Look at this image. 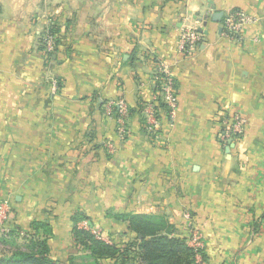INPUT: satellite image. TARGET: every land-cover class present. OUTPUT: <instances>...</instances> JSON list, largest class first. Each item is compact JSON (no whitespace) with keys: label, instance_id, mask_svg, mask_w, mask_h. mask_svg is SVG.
I'll use <instances>...</instances> for the list:
<instances>
[{"label":"crops","instance_id":"1","mask_svg":"<svg viewBox=\"0 0 264 264\" xmlns=\"http://www.w3.org/2000/svg\"><path fill=\"white\" fill-rule=\"evenodd\" d=\"M233 11L253 19L238 39L223 29ZM199 29L181 55L180 34ZM158 66L178 109L170 119L159 108L148 131ZM230 113L245 132L223 147ZM2 200L11 252L44 241L60 264L78 252L72 230L84 221L119 241L123 217L150 216L186 238L184 214L203 264H264V0H0ZM8 248L0 240V254Z\"/></svg>","mask_w":264,"mask_h":264},{"label":"trees","instance_id":"2","mask_svg":"<svg viewBox=\"0 0 264 264\" xmlns=\"http://www.w3.org/2000/svg\"><path fill=\"white\" fill-rule=\"evenodd\" d=\"M161 107L164 109L163 104ZM122 219L126 222L127 231L119 241L111 240L110 243L96 239L90 225L88 230L75 225L72 230L75 246L79 251H86L96 264H104L103 261H107L106 264H198L196 254L187 245V238L174 236L173 229L164 221L140 215ZM75 220L87 219L78 216ZM13 232L0 238L4 247L9 245L8 251L0 254V264H60L51 257L44 241H30L11 252L9 242ZM200 254L203 263V251Z\"/></svg>","mask_w":264,"mask_h":264},{"label":"built area","instance_id":"3","mask_svg":"<svg viewBox=\"0 0 264 264\" xmlns=\"http://www.w3.org/2000/svg\"><path fill=\"white\" fill-rule=\"evenodd\" d=\"M253 19L243 12L233 11L230 12L223 20V29L225 35L229 38L235 39L241 37L244 28L252 23ZM201 35L196 30H185L180 34L178 42V52L183 56H188L192 53L200 43ZM42 46L45 54L51 56L56 50V38L47 30L42 38ZM154 92L151 102H149L144 108V114L146 117V128L148 131H153L158 127V121L156 112L160 107V104L164 105L170 119H173L178 109V97L175 85V80L171 73L165 67L158 66L153 77ZM51 90L56 92L58 90V83L56 80L51 81ZM120 108V124L118 132L120 137L123 136L125 130L123 125V118L126 115L125 106L119 103ZM112 111L111 107L107 108L108 114ZM220 131L217 133L216 139L223 147H226L230 142L240 139L245 132L246 121L238 113H230L225 115L220 121ZM10 205L7 200L0 201V237L7 235L11 231L9 225L10 218ZM186 221V228L188 231L187 245L196 254V261L198 264H203L201 259V251L204 250L202 237L200 232L193 226L188 214H184ZM88 222L81 223L80 228L83 230L89 229ZM91 233L96 239L110 243L111 240L107 239L104 234L99 231L91 229Z\"/></svg>","mask_w":264,"mask_h":264},{"label":"rangeland","instance_id":"4","mask_svg":"<svg viewBox=\"0 0 264 264\" xmlns=\"http://www.w3.org/2000/svg\"><path fill=\"white\" fill-rule=\"evenodd\" d=\"M164 224H165V221H164ZM185 226H186V224H185ZM174 234H175V232H174ZM174 236H177V235L175 234ZM72 259H73L72 264H96L94 259L90 258L89 254L86 251H79L78 250V252L75 254V256ZM103 263L106 264L107 261H103Z\"/></svg>","mask_w":264,"mask_h":264},{"label":"water","instance_id":"5","mask_svg":"<svg viewBox=\"0 0 264 264\" xmlns=\"http://www.w3.org/2000/svg\"><path fill=\"white\" fill-rule=\"evenodd\" d=\"M198 33L202 34V33H203L202 29H199V30H198ZM231 143H232V142H230L229 144H231Z\"/></svg>","mask_w":264,"mask_h":264}]
</instances>
